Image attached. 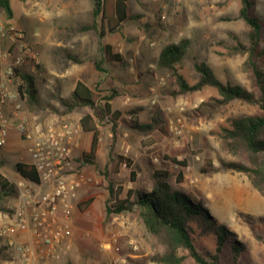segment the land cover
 I'll return each instance as SVG.
<instances>
[{"label":"rangeland","instance_id":"rangeland-1","mask_svg":"<svg viewBox=\"0 0 264 264\" xmlns=\"http://www.w3.org/2000/svg\"><path fill=\"white\" fill-rule=\"evenodd\" d=\"M153 5L154 10L150 8ZM11 6L12 20L0 9V22L24 34L21 42L25 50L11 48L8 42H3L1 49L10 48L11 60L23 55L20 70L34 76L40 103L36 109L28 106L18 92L20 81L15 76L8 85L15 96L6 107L7 114L16 111L37 136L51 124L56 127L73 124L83 131L80 119L88 110L100 133L95 165H85V170L81 166L91 177L90 184L84 188L83 203L94 201L92 213L88 210L91 203L76 207L78 219L73 215L70 248L60 260H46L42 264H113L115 256L125 259L123 264H156L150 258L162 253L163 248L147 233L136 212L112 218L106 215V206L115 203V198L109 196V180L113 181L115 191L121 189L119 198L125 199L129 190L151 189L154 169L168 170L174 190L201 201L214 219L246 247L245 253L236 259L228 245L221 254L223 264H264V196L246 174L224 169L223 164L245 163L246 158L232 154L221 138L222 129L230 126V119L260 115L262 108L238 100L211 110L204 104L219 97L215 89L173 95L171 74L157 67L159 55L166 46L189 39L191 43L179 68L190 84L199 80L194 64L206 62L219 79L241 85L258 98L260 90L253 71L246 65L247 56L230 49L237 42L249 45V28L238 18L239 0H133L128 6L133 20L119 32L107 33L103 42L98 32L106 22L100 17L97 30L84 31L94 23L92 0H12ZM256 13L264 20V0H257ZM94 43L97 49L94 65L100 62L104 70L97 69L100 76L93 85L96 109H86V106L70 109L67 104L74 102L73 66L85 62L81 49L85 55L93 56ZM105 44L115 47V52L124 57V63L108 62ZM261 67L264 70V60ZM113 91L118 96L111 103L114 110L123 113L122 118L129 121L132 117L124 113L136 111L137 118L147 123L159 112L168 126V135L159 140L160 136H145L121 123L115 127L111 116L103 113L104 98ZM82 135L84 140L76 156L78 164L82 153L89 150L93 136L92 133ZM10 136L12 140L0 150V174L17 191L22 176L15 171V164L28 160L25 156L29 141L16 131ZM9 147L11 153L6 151ZM165 155L186 161L187 167L164 160ZM119 157L133 162L135 182L131 181V169ZM180 174L184 179L178 184ZM16 195L6 198L1 208L13 209ZM4 215L0 211V218ZM114 237L118 242L112 245ZM195 239L200 248L215 252L216 241L211 233L196 229ZM134 245L137 250L133 249ZM1 250L0 264H8L9 253L3 245ZM180 254L188 256L185 250ZM186 264L194 262L188 259Z\"/></svg>","mask_w":264,"mask_h":264},{"label":"trees","instance_id":"trees-1","mask_svg":"<svg viewBox=\"0 0 264 264\" xmlns=\"http://www.w3.org/2000/svg\"><path fill=\"white\" fill-rule=\"evenodd\" d=\"M12 0H0V9L9 19L13 18ZM25 2L27 0H19ZM94 3V23L85 27L84 31L97 30V19L100 17L106 22V26L99 29V36L103 39L107 33L119 32L121 24L129 19L128 3L133 0H92ZM241 7L238 18L243 20L249 28V45L237 42L230 49L234 53L247 56L246 65L253 71L256 84L260 90V96L241 85L224 82L218 78L212 67L206 62H196L195 71L199 80L190 84L181 73L179 64L187 53L191 43L189 39H182L178 43L166 46L157 60V67L171 74L170 83L175 87L173 95H185L201 92L206 88H213L219 97L212 98L210 103H205L211 110L224 107L234 101H244L251 105H259L263 113L230 119V126L222 129L221 138L227 149L234 155H243L245 163L230 162L223 164L224 169L246 174L252 185L264 196V70L261 62L264 60V20L256 13L257 0H239ZM133 20V18H130ZM106 60L111 63L123 61L121 54L115 53L112 46L106 45ZM79 62L76 59H73ZM99 71H104L100 62L95 63ZM15 76L19 79V94L31 109L39 107V95L35 78L31 74L15 69ZM118 96L113 91L104 98L103 113L111 116L115 127L121 123L145 136L158 137L163 140L168 135V126L163 121L159 112H155L150 122L142 123L136 111H127L124 115L132 118L128 121L122 118L123 113L113 110L111 101ZM74 102L67 104L70 109L88 106L96 109L97 96L89 87L79 82L73 94ZM82 129L93 132L91 151L82 157L83 164L95 165L96 152L99 146L100 133L93 121L91 114L81 120ZM115 130V129H114ZM164 160L173 164L187 167L186 161L164 156ZM119 161L131 169V181H136V173L133 170V162L130 159L119 157ZM80 165L82 166L81 162ZM15 171L32 183L39 184L40 179L37 170L32 164L18 162ZM171 173L166 169H154L151 174V189L136 188L129 190L125 199H120L121 189L115 191L113 181L109 180V196L115 198V203L106 206L107 218H112L127 212H136L139 220L147 233L152 236L158 245L163 248L150 258L156 264H186L191 259L194 264H223L221 254L229 245L230 252L237 259L245 253V246L237 240L236 235L226 226L219 224L210 214L201 201L190 194L174 190L170 184ZM183 174L177 177V183L183 182ZM16 187L7 178L0 174V211L12 214V209H2L1 203L9 197L16 195ZM91 203L88 202L86 205ZM202 233H211L216 241L215 252L200 248L195 239V230ZM182 250L188 252V256L180 254ZM2 250L0 254H2Z\"/></svg>","mask_w":264,"mask_h":264},{"label":"built area","instance_id":"built-area-1","mask_svg":"<svg viewBox=\"0 0 264 264\" xmlns=\"http://www.w3.org/2000/svg\"><path fill=\"white\" fill-rule=\"evenodd\" d=\"M23 37L21 31L0 23V150L7 145L12 132L24 136L30 142L28 152L40 183L23 177L17 183L12 214L6 213L0 218V245L9 253L8 264H42L46 260H60L70 248L73 201L90 184L91 177L72 155L78 127L51 124L34 136L16 111L7 114L6 107L15 96L8 85L15 77V69H20L24 60L23 55L11 60L10 48L2 50L1 44L8 42L11 48L23 52ZM24 237L26 240L21 241ZM117 242L118 238L114 237L111 244ZM133 249L138 248L134 245ZM124 262L121 257L113 258V264Z\"/></svg>","mask_w":264,"mask_h":264},{"label":"crops","instance_id":"crops-1","mask_svg":"<svg viewBox=\"0 0 264 264\" xmlns=\"http://www.w3.org/2000/svg\"><path fill=\"white\" fill-rule=\"evenodd\" d=\"M55 1V0H54ZM58 1V0H57ZM130 3V2H129ZM129 3H128V6H129ZM150 8H152L153 10H154V5L153 6H151ZM46 11H48L49 12V8H46L45 9ZM59 10H62V9H59ZM73 10L74 11H76L77 12V10H76V7L74 8L73 7ZM63 14V13H62ZM128 16H129V19L128 20H126V21H124L122 24H121V28L122 27H126V25H127V22L130 20V18H131V14L129 13V8H128ZM12 20V19H11ZM0 23H2V22H0ZM147 23H150V24H152V27H156V25L153 23V22H150V21H147ZM19 29L21 28L20 26H18V25H16ZM136 27V26H135ZM21 30H23L22 28H21ZM121 30V29H120ZM104 39V38H103ZM103 39L101 38V41L103 42ZM93 45V44H92ZM107 45H109V46H112V45H110V44H107ZM95 46V43H94V45H93V56H87V55H85L86 53L85 52H83L82 50L83 49H79L80 51H81V53L84 55V60H85V62L84 63H82V64H77V63H75L74 64V66H73V70H72V72H73V75H74V83H73V88H72V93L74 94V91H75V89H76V86H77V84L79 83V82H82L84 85H86L87 87H89L91 90H93V85H94V83H96L95 81H96V78H98V76H100V72L97 70V68H96V66L94 65V62H93V59L96 57V55H95V53H96V51H97V49H96V47H94ZM105 47H106V44H105ZM112 48H113V51L115 52L116 50L114 49L115 47H113L112 46ZM104 53H105V55H106V52H105V49H104ZM115 53H117V52H115ZM94 60H96V59H94ZM120 63H124V57H123V61L122 62H119V63H115V64H120ZM89 71V72H88ZM90 73V74H88V73ZM92 74V75H91ZM92 78H95V80L93 81V80H91ZM94 91V90H93ZM95 92V91H94ZM63 97V96H62ZM111 105H112V103H111ZM86 109L87 108H89L88 106H86L85 107ZM112 108H113V105H112ZM113 110H114V108H113ZM90 113H88V110H87V112L81 117V119H80V122H81V120L86 116V115H89ZM93 116V115H92ZM93 121H94V123L96 124V121H95V118H94V116H93ZM82 126V125H81ZM98 127V126H97ZM83 130V129H82ZM85 133H87V134H93V132H87V131H79V133H78V135L76 136V138H75V141H74V143L72 144V155H73V157H74V159L76 160V161H78L76 158V156L78 155V153H79V151H80V148H81V145H82V141L84 140V138H83V135L82 134H85ZM11 137V136H10ZM10 140H12V138H9V140H8V142H10ZM92 141H93V136H92ZM92 141L90 142V148H89V150L87 151V152H83L82 153V156L85 154V153H88V152H90L91 151V147H92ZM29 145H30V142H29ZM12 147V146H11ZM7 150V152L9 151L10 152V147L9 148H6ZM98 152H99V146H98V149H97V152H96V159H97V157H98ZM11 153V152H10ZM24 154V153H23ZM25 157H27V159L28 160H26V161H22V162H25V163H29V164H31V160H30V155H29V152L28 153H26V156ZM81 164H82V168H83V170H85V168H86V166H87V164H83V160L81 159ZM79 162V163H80ZM86 165V166H85ZM86 191V189H82L79 193H78V195H77V198L73 201V205H72V217H73V215H75V217L77 216V219H78V213H77V209H76V207H80V208H82V206H81V204H85L86 205V203H88V202H86V203H83V201H84V199L85 198H83L84 197V195H86L85 192ZM89 202H90V200H89ZM94 201L88 206V210L92 213V210H93V207H94ZM84 206V205H83ZM124 214V213H123ZM74 218V217H73ZM116 219H119V217H117ZM121 224H123V222L121 223ZM72 225H73V222H72ZM26 240V238L24 237L21 241H25ZM51 261H53V260H51ZM60 262V261H59ZM53 263V262H52Z\"/></svg>","mask_w":264,"mask_h":264}]
</instances>
